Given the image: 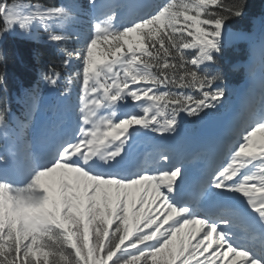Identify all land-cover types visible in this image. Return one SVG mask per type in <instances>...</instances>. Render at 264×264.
Masks as SVG:
<instances>
[{
  "label": "snow or ice",
  "instance_id": "6c2138e0",
  "mask_svg": "<svg viewBox=\"0 0 264 264\" xmlns=\"http://www.w3.org/2000/svg\"><path fill=\"white\" fill-rule=\"evenodd\" d=\"M88 7L90 33L69 48L81 41L70 26L89 14L82 5L0 2V41L41 31L64 67L82 62L80 103L44 130L46 150L0 149V264H264V99L246 108L226 162L195 188L167 151L137 148L141 135H179L182 114L195 123L222 106V76L203 70L218 64L245 0ZM260 53L264 71V36ZM42 80L56 88L60 73ZM8 121L4 108L0 126Z\"/></svg>",
  "mask_w": 264,
  "mask_h": 264
},
{
  "label": "trees",
  "instance_id": "16d2710c",
  "mask_svg": "<svg viewBox=\"0 0 264 264\" xmlns=\"http://www.w3.org/2000/svg\"><path fill=\"white\" fill-rule=\"evenodd\" d=\"M0 2H28L60 5L68 3L69 0H0ZM83 6L84 11L89 13L88 0H72ZM226 3H235L236 0H225ZM245 15L242 18H233L228 23V35L247 34L248 38H243L237 43H224V48L218 56V64L214 67H207L203 71L207 74H219L222 76L221 86L240 85L246 79L243 68L236 65L245 62L250 58L255 63H261L260 44L264 36V0H245ZM88 15H81L77 22L70 26V31L78 33L81 37L79 44L69 43L67 47H82L85 39L90 33L87 26ZM2 26V19H0ZM0 51L6 57L0 63V75L5 78V83L0 85V110L9 109L8 125H17L23 116L33 107L47 104L57 107V102L64 99L62 107H72V95L75 91L81 90L82 67L70 65L64 67V55L57 46L50 44L46 39V34L36 36L34 39H24L18 36H7L0 43ZM102 51V50H101ZM191 54L190 52H188ZM262 64V63H261ZM60 73L59 84L56 88H51L42 80V75L49 70ZM79 73V79H77ZM71 84H68L69 80ZM69 88L67 98H62L60 93L64 88ZM58 99L57 102H51ZM51 100V101H49ZM221 107V106H220ZM212 110L204 119H210L219 114V110ZM198 121L193 123L182 114V127L184 133L186 129L196 127Z\"/></svg>",
  "mask_w": 264,
  "mask_h": 264
},
{
  "label": "rangeland",
  "instance_id": "374dc122",
  "mask_svg": "<svg viewBox=\"0 0 264 264\" xmlns=\"http://www.w3.org/2000/svg\"><path fill=\"white\" fill-rule=\"evenodd\" d=\"M12 3H14V2H12ZM97 3H98V5L101 6L102 10H103L104 5L107 4L106 0H97ZM90 16H91V13H90ZM42 33L43 32H41V31L34 30L31 36L9 34V35H6L4 37V39L7 36H18V37H21V38H24V39H34L36 36L41 35ZM2 41H0V43ZM232 42H236V40H234L233 38L224 37V43H232ZM187 51L192 52L193 50H187ZM81 64H82V62H81ZM241 66H245L246 69H249V68H251L253 66V61L249 60L248 62H246L244 64H241ZM254 75H256V77L257 76L258 77L264 76V71H262V66L254 68L253 74H251L250 77L247 78L248 83L245 85L246 87H243V86L242 87H238V88L231 87V88H229L227 90L228 98H226L224 100V104H226L228 102L229 106L228 107L226 106L225 108H224V106H222V109L224 108L223 109L224 113H222L223 115H221L220 117H217L215 119L209 120L207 122H205V121H201L200 122V125H202L201 126V130H202L201 134L202 135L205 134L203 136V138H202V141L200 143H198L199 136H196V134L194 136H191V137H184L183 138L184 140L180 139L182 141L181 142L182 144H185L187 141L189 142L188 143L189 145L190 144H195L196 151L192 152V154L186 155V159H188V161L182 160V155H183L184 152H186V149L180 148L178 150V153L175 156H173L169 152V154L173 156L174 162L182 163L183 166H184V169L186 170L191 165H195V163L197 162V159L205 158V157L208 156L210 148H211V144L213 145V139L212 138L210 139V136L213 135L212 132H214V130L217 131L220 128L222 122L227 123L228 116H229V110L228 109H229V107H230V105H231V103L233 102L234 99L235 100L237 99L238 100V106L242 107L244 97L251 95V93H252L251 85L255 81V78H253ZM125 110H127V111L130 110L131 111L132 109H131V107H127V109H125ZM56 119H58L57 115L55 116L54 119H50L49 122L52 121L51 123H53V122L55 123L56 121H58ZM32 124H33V126L30 125L29 127L27 126V124L21 126L22 130L20 131L19 141L21 139H23V137L28 134L26 132L31 130L32 128H34L36 126V124H38V128L35 131H33V134H34L35 137H38V138L42 137V133L44 132V130L49 128V126H50V125H47V124L44 125L43 121L41 119L37 120L35 123L32 122ZM9 135H11V131L9 129H3V132H2V134L0 136V138L6 139V137L9 136ZM178 136L179 135H177V136H175L173 138L177 140ZM227 137H228V139H231L234 142V134H233V132H232V134H230ZM42 139H43V137H42ZM24 141H26V140H24ZM40 141H41V144H44V140H40ZM168 142H170V143L167 144L169 146H174L173 144H175V143H173L174 140L172 138H170ZM176 145H180V144H176ZM197 147H199L198 150H197ZM168 150H169V148H168ZM226 151H225V155H227ZM224 158H225V156H224ZM224 158L221 159L220 156H218L217 160H218V162L223 163Z\"/></svg>",
  "mask_w": 264,
  "mask_h": 264
}]
</instances>
